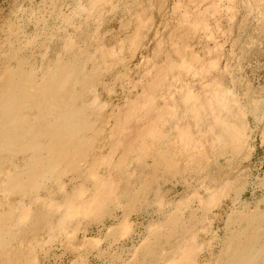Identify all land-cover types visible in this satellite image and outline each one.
I'll return each instance as SVG.
<instances>
[{
    "label": "rangeland",
    "instance_id": "rangeland-1",
    "mask_svg": "<svg viewBox=\"0 0 264 264\" xmlns=\"http://www.w3.org/2000/svg\"><path fill=\"white\" fill-rule=\"evenodd\" d=\"M263 251L264 0H0V264Z\"/></svg>",
    "mask_w": 264,
    "mask_h": 264
},
{
    "label": "bare ground",
    "instance_id": "bare-ground-1",
    "mask_svg": "<svg viewBox=\"0 0 264 264\" xmlns=\"http://www.w3.org/2000/svg\"><path fill=\"white\" fill-rule=\"evenodd\" d=\"M22 77H23V76H22ZM25 83H26V82H25ZM27 83H28V82H27ZM20 86H21V85H20ZM24 86H25V84H24ZM35 87H36V86H35ZM25 88H26V86H25ZM27 88H28V86H27ZM12 89H13V88H12ZM43 95H44V94H43ZM56 105H57V104H56ZM82 106H83V105H82ZM42 109H43V108H42ZM72 118H73V117H72ZM24 135H25V134H24ZM26 143H27V142H26ZM97 196H98V195H97ZM49 200H50V199H49ZM94 201L96 202V198H95ZM261 217H262V216H261ZM262 219H263V218H262ZM246 226H247V225H246ZM258 233H259V232H258ZM253 241L255 242V240H253ZM258 243H259V241H258ZM262 243H263V242H262ZM259 244H261V243H259ZM252 245H253V244H252ZM247 246H248V245H247ZM233 248H234V247H233ZM237 248H238V247H237ZM240 248H241V247H240ZM262 248H263V247H262ZM244 249H245V248H244ZM246 250H247V249H246ZM237 252H238V251H237ZM241 252H242V249H241ZM245 252H246V251H245ZM245 252H244V253H245ZM261 252H262V251H261ZM263 252H264V251H263ZM230 253H231V252H230ZM228 254H229V253H228ZM241 254H242V253H241ZM234 256H235V255H234ZM234 256H233V257H234ZM238 256H239V255H238ZM240 257H241V260H240V263H239V264H243L245 261H246L247 263H251V262H252V259H253V258L250 257V256H247V257H246V256H243V255H242V256H240ZM237 258H238V257H237ZM234 259H235V258H234ZM234 259H233V260H234ZM233 260H232V261H233ZM235 260H236V259H235ZM244 260H245V261H244ZM261 260H262V259H261ZM250 261H251V262H250ZM246 262H245L244 264H247ZM257 263H259V262H257ZM252 264H253V263H252Z\"/></svg>",
    "mask_w": 264,
    "mask_h": 264
}]
</instances>
